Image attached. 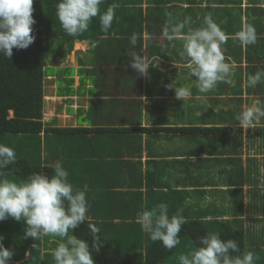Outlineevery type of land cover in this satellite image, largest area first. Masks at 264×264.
Segmentation results:
<instances>
[{
    "label": "trees",
    "instance_id": "obj_1",
    "mask_svg": "<svg viewBox=\"0 0 264 264\" xmlns=\"http://www.w3.org/2000/svg\"><path fill=\"white\" fill-rule=\"evenodd\" d=\"M58 1L59 0H34L33 17L36 20V24L33 26L32 33L35 36L34 43L24 50H18L14 48L13 55L10 59L0 55V143L14 146L17 153L16 163L14 165H9V169L14 170L16 175L12 177L26 179L33 172H38L49 176L53 175L52 167L47 166V163L51 160L49 158L45 159L43 156V152L47 150V152H50L51 155L57 154L60 156V162L69 172V181L73 184L71 174L76 169L77 163L80 160H83L85 156L94 155V149L92 148L94 141L92 139L88 140L85 136V134L88 133L87 130L78 127L60 128L45 121L44 91L45 67L47 65V60L51 55L64 58L68 54H71L74 49V42L77 40L91 43L101 41V44H98L96 48L97 57L99 55L101 57L100 63L104 68L103 74H108L111 76V79H109L104 86H107V88L110 90L115 101L111 102L106 99L103 100L102 98H98V102L92 107L93 118L100 122V126L97 127L98 134L96 139L101 145H105L106 142L102 136L120 139L121 132L129 133L130 130L137 134L144 133L148 135H153L156 133L159 134L166 131L168 134L174 133L175 135L180 134L188 136L203 135L206 137L209 133H211L217 138V143L222 145V150L225 153H228V150L231 147V135H235L242 130V127L236 126L237 123L239 125L238 118L240 117L242 111L241 96L243 94L250 95L256 93L260 94L262 96L261 99L264 101V82L257 84V86L253 88L248 86V82L245 86H242L241 78L234 87H230L229 85L231 83H229L226 90L219 89L220 93L217 94H215L213 90L208 93H200L196 86H194L195 88L193 92L198 96L199 94L202 96L217 95V97L210 100L212 104L226 102V105L228 106L227 111H220L225 115L220 116L219 114H214L211 112L215 115V117L209 119L211 113L208 114L209 123H207V126L204 127L184 125L170 127L169 125H165L162 126V128L160 126L142 128V99L138 98L136 100H131L132 97H140L142 88L144 87L141 76L131 68L133 54H142L140 41L135 39L137 44L132 48V43L130 40L117 39L115 41V38H109L114 31L116 33L117 29L119 32H127L125 29L126 25L123 23H119L118 26L116 24L112 25V27L106 33L101 30V27H99L96 31L95 37H93L94 39H90L89 37H79V39H77L78 37L71 38L66 35L64 36V30L62 29L60 22L55 15L56 4ZM108 1L109 0H104V3L102 4L104 7L101 6L102 12L107 9L106 5ZM48 16L50 17L49 27H47ZM118 18L119 16L115 11L114 21ZM56 24L59 25H57V28L60 31L57 32V28L54 29V36L57 39V43L51 41L52 25ZM137 30H141L140 13H137V16L134 18V23L129 27V32H134ZM236 34L237 33H235L234 30L231 31V35ZM58 36H61V38ZM106 40H108L107 43ZM114 42H119L120 44L115 46ZM260 42L262 43L260 49L264 51V40L261 39ZM66 43L69 44V46L64 50L63 46ZM110 68H113L114 71H111ZM125 68L127 70H125ZM255 68L256 69H252V71H250L249 75L254 74L257 71H264V67ZM154 77H157V75ZM120 78L122 80L127 79L131 81V84H129L127 87L120 85L117 83ZM155 80L158 79L155 78ZM145 88L146 95L148 97H153L156 88L150 85H146ZM217 89H215V91H217ZM227 92L232 94V99L226 100L221 98V95L226 94ZM157 94H160L161 96H168L166 88L160 89ZM99 97H105V95L102 94ZM181 102H184V104L187 105L185 117H189V115H192V113L202 108L198 102L195 103V100L188 101L184 99ZM203 102L204 101H201V103L205 105V102ZM190 104H192L191 108H189L191 106ZM122 105L124 108H121ZM114 106L117 107L115 114L113 110ZM125 108L126 116L124 117L120 115V112H122ZM230 116H232L234 121H238H229L228 118H230ZM203 117L204 116H200L199 118ZM119 119H121V121ZM213 119H215V122H212ZM197 120L198 116L195 118L196 123ZM199 124L200 123H197L196 125ZM262 129L264 130V127H262ZM30 136L38 138V142L34 143L32 149L31 145L33 144V137ZM25 144L30 153L28 151L23 153L21 150ZM51 144L57 146L56 151L54 148L51 149ZM152 144L153 143H151V146ZM261 144H264V142ZM235 146L236 144H234L232 148ZM157 149L160 148L157 147ZM153 152L155 155L156 151H152V154ZM169 154V151L165 152L161 162L154 161V168L161 166L162 172L150 170L148 172L149 176L146 175L145 180L153 181L154 179H157L158 181L162 182L164 178L169 176L168 165L165 160V157H167ZM159 155L161 154L158 153L157 157H161ZM225 159L229 162L228 164L230 166L228 168H230L231 173H233L236 167L242 166L240 160L236 158ZM202 162L203 161L201 160L198 161L199 165L201 166V170H198L197 175L195 176L198 177H194V180L197 183V186L205 188L211 186L210 176L209 174H205L206 170L204 169L206 167L201 165ZM100 167L101 168H96L99 170L101 169V171L95 176L92 175L90 171L91 169H87V174L89 175L87 178V182L89 183L87 184V187L92 190L91 193L96 197L97 203H101L102 201L104 203L108 201V205L112 208L106 213V215L109 217L113 216L112 219L125 220L122 223H125L124 225H140L136 221L137 216L131 215L130 207L133 206V201H127L125 193L117 191V188L122 189L124 186L123 172L116 171L122 170V165L116 164V170L111 168L110 175L108 172L107 174L104 172L103 165ZM224 173L225 172H222L221 174ZM201 178L202 181H200ZM252 178L253 177L251 176L249 182H251ZM135 181L139 182L138 179H135ZM233 181H236V178L229 180L227 184L230 185L233 183ZM138 186L142 185L140 184ZM231 192L234 194L237 191L233 189ZM97 194L101 195L102 201L97 199ZM161 194L162 196H170V199L173 202V208L169 209V215L171 216L175 214L177 209H180L182 210L183 216L187 220V224L182 226L181 232L179 233L180 241L183 238L189 237L192 242V246L195 248V246H200L198 240L199 237L206 236L207 232L218 233L220 234L222 240H237L241 251H252L256 257L254 264H264V201H260L258 204L259 207L262 206V213H259V209V212L257 209H253V214L251 215L253 217L256 216V218L252 219V221L257 226L252 227L250 231H248L247 229H244V224L240 217L239 219L237 216L232 217V214H230L225 208H213L212 210L209 205L197 208L198 205L194 202L193 193L187 191L184 188L179 191L172 189V191ZM204 194L205 191L203 190V195ZM87 200L90 207L92 203L91 200L93 201V199L89 197L88 194ZM233 205H235V201L233 202ZM146 208L151 209L149 205ZM124 213L127 214L128 220L123 217ZM237 214L238 212L236 215ZM87 216L88 220L86 223L80 225L79 228L74 231V234L78 238L86 240L91 247L92 237L87 227V223L94 224L100 230L98 235L100 236L102 246L99 252H96L95 250L92 251V255L96 261V264H169L171 261H175V264H180L179 257L184 254L189 255V253H184L183 250H180L181 242L174 249L168 251L163 247L162 242L152 241L150 236L143 230V236L137 241L138 245L135 242V234L134 232L132 233L130 238L133 240V247L128 249V251L131 252V255L128 254V256H125L123 252L120 251L122 243L124 244V247L128 246V244L125 245L123 242L124 233H120V238L115 236L114 233L116 232L112 228L113 223H111V221L107 218L103 219V215L97 216L93 214V218L97 217L103 221L106 220L107 224L105 227L104 224H100L99 222L97 223L94 219H92V215L90 216V214H87ZM129 217L133 218L131 219ZM228 218H234L236 220L234 223L235 226H237L239 222H242V224H239L241 228H233L228 222ZM23 226L24 228L26 227L24 224ZM21 230L23 231V228ZM248 232L252 233V239H250V241H252L253 244L256 240L259 242V245L255 246L257 248L255 249L256 252L252 250L253 247H251L250 242H247ZM255 237H260L261 239H254ZM114 238L119 240L118 244H116V242L113 240ZM58 242L59 238L57 237L41 235L39 239L35 240L34 242L31 241L30 250H24V252H21V258H19L17 261L20 264L27 262L28 259H26L25 254L29 252L31 254L29 259H35L36 257L42 258V255L44 257L40 264H54L52 250L56 247ZM232 254L236 255V253Z\"/></svg>",
    "mask_w": 264,
    "mask_h": 264
},
{
    "label": "clouds",
    "instance_id": "obj_2",
    "mask_svg": "<svg viewBox=\"0 0 264 264\" xmlns=\"http://www.w3.org/2000/svg\"><path fill=\"white\" fill-rule=\"evenodd\" d=\"M34 0H0V55L10 59L13 49H27L35 41L33 26ZM104 0H59L55 15L64 32L70 37H78L88 31L93 19L99 16L103 32H108L119 7L112 3L101 13ZM191 17L179 22H169L164 35L171 40L182 41V55L186 58L185 68L189 79L195 77L196 88L200 93H208L219 82L231 83L233 66L225 62L222 44L226 36L211 15H206L199 28H191ZM188 28L185 31V28ZM242 44L256 42L255 28L247 25L237 34ZM136 40L133 37L132 41ZM94 46V45H93ZM65 50V49H64ZM140 55L133 54L131 68L140 76L147 77L148 70L155 66ZM248 86L256 87L264 82V71L248 76ZM174 89L176 98L183 101L191 96L190 86L177 81L167 86ZM264 118V103L259 101L247 106L238 118L241 125L252 126ZM16 163L14 146L0 143V222L9 218L23 222L24 239L37 240L41 235L57 237L59 242L52 250L54 264H96L92 251L99 252L102 244L100 230L91 223L87 227L92 237V245L78 238L74 231L88 220L89 204L86 190L74 188L69 181V172L61 162L53 166V175L33 172L26 179L13 180L16 176L9 165ZM7 170V171H6ZM137 222L152 241L162 242L168 251L179 243V233L187 224L182 210L169 215L166 204L151 209L143 208L137 213ZM4 237L0 236V264H9L14 255L6 248ZM199 247L189 255L179 257L180 264H254L252 251H241L235 239L222 240L220 234L207 232L199 237ZM232 253H236L233 255Z\"/></svg>",
    "mask_w": 264,
    "mask_h": 264
},
{
    "label": "crops",
    "instance_id": "obj_3",
    "mask_svg": "<svg viewBox=\"0 0 264 264\" xmlns=\"http://www.w3.org/2000/svg\"><path fill=\"white\" fill-rule=\"evenodd\" d=\"M112 3H117L119 5V7L116 9V14L118 16L122 14V19L120 20V23L126 25L125 29L127 30V32H119L117 29L116 33L114 31L111 37L109 38L113 37V39L115 38V41L117 39L132 41L133 37H135V39H138L136 38V35L139 32H142L140 37V40H142L143 42V44L141 45L142 54H137V55L144 57L152 64H156V62H158L159 66L165 71V72H160L159 70H155L152 73L150 80L147 83H145V86L150 85L155 88H159L160 91V89H164L165 85L170 84L169 78L174 79L175 75L177 74L176 80H178L179 68L186 69L185 64L187 63V60L182 55L183 52L182 41L180 40L170 41L164 35L166 28H169L170 31V27H169L170 21L179 22L182 21L185 17H191V21H192L191 25L203 23L204 17L206 15H211L217 24L225 20L229 22L230 20L231 21L240 20L242 25L241 30L247 25L253 26L256 32V42L251 45L242 44L238 39L237 35H231V31L234 30L233 28L224 31L226 36L225 40H229L230 42L227 43L226 45L221 46L222 49L223 47L226 46V52H223V55L225 57V62L231 65L233 64L235 66V68H233L234 72L235 69H239L238 74L239 76H241V78H242V74H241L242 69L248 70L247 72L249 74L250 71H252V69H256L255 67H264L261 65L262 63H264V51L260 49L262 44L260 40L261 39L264 40V0H109L106 6L108 7ZM137 13L141 14V30L129 32V27L134 23V18L137 16ZM75 42L72 53L68 55L69 61L56 62L55 64L54 61L52 60L49 63L50 65H55V68H64L67 71L75 70L76 73L73 75L53 74L50 76H45V91H44L45 111L44 112H45V121L47 123L53 124L60 128L78 127L81 129H85L88 131V133L85 134L87 139L88 140L92 139L94 141V143L92 144V148L94 149V155L85 156L83 158V160H86L84 179L79 180L80 174L79 171L77 170V181H82L84 184H86V188L84 190L86 191L88 190L92 192V190L87 187V184H89L87 182V178L89 176L87 174V169H91L90 171L92 175L95 176L101 171V169L99 170L96 168H101L100 166L103 165L104 172H106V174L108 172L110 175V169L112 168L116 170L117 169L116 164H119L122 165V170H116V171L123 172L124 186L122 189L117 188V191L125 193L127 201L129 202L136 201L140 203L139 207H134V206L130 207L131 215L137 216L138 211L142 210V206L143 208H146L149 205L150 208H153L163 203L168 206V209L173 208V202L170 199V196H162L161 194L164 192L172 191V189L179 191L184 188L187 191L192 192L194 196V202L195 204L198 205V207H203V206L205 207L206 205H208L210 198L208 197L207 191H209L210 187L208 186L202 188L201 186H197L194 177L197 175L198 170H201V166L198 163L199 160L203 161L201 165H204L206 167L204 169L206 170L205 174H208L207 162H211L210 155L205 152H200V157H195L194 154L185 153V149H184L187 141L190 143V145H196V148H198L199 138L204 140L205 136L203 135L188 136V135H180V134L175 135L174 133L168 134L166 133V131L161 132L159 134L156 133L153 135H148L144 133L137 134L130 130L129 133L121 132L120 139L111 138V137L108 138V136H102L106 140V142L105 145H101L99 141L96 139V136L98 134L97 127L100 126V122L93 118V113H92L93 106H91L92 99L88 98V96L85 94L79 95L73 93L72 96H66L65 94L59 95L58 93L59 91H65V84L58 85V82L60 80L72 82L69 88H72L71 86H73L76 91L80 92L82 87L86 89L92 87V85L89 86L87 81H91L93 78L90 76H93L94 78L96 77L100 83L99 93L98 96L95 98V101H98L97 100L98 98H102L103 100L106 99L111 102L115 101V99H113L111 95L110 90L107 88V86H104L105 83L108 82L109 79H111V76L108 74H103L104 68L102 66L94 67V66L85 65V63H83L81 59L78 58L77 56V55L81 56L84 53L78 52L76 50H83V52H86L87 47L92 43L87 41H80L76 43ZM98 44H101V41L99 42L96 41L95 43L92 44V46L94 45L93 49H95L94 50L95 53ZM114 44L115 46H118L120 43L114 42ZM131 47L133 48V43L131 44ZM179 55L183 56L180 61L177 60ZM53 58L56 59L58 57L53 56ZM82 67L84 68V70L81 69ZM151 67L149 68L148 73L152 71ZM110 69L111 71H114L113 68ZM125 70L127 69L125 68ZM186 71L188 70L186 69ZM155 75H157V77H154ZM245 75H247V73H245ZM155 78H157L158 80H155ZM189 80L190 79L188 78V75L185 76V82H189ZM233 81L238 83L236 76L234 77ZM102 94H104L105 97H99ZM170 95H174V94L169 93L168 96ZM141 99L142 101H144L143 100L144 97H142ZM146 100L147 102H149L148 99ZM186 100L193 101L195 99H186ZM201 101H204L206 103L207 100L202 98L197 100V102L202 107ZM147 102L143 104V108H142V113H143L141 118L142 128L149 127V124L152 123L151 116L153 119L155 118V116L152 115L153 108L150 106V103ZM165 102L172 103V101H165ZM154 103H158V102L154 101ZM220 104H222L225 107L227 106L226 102H222ZM220 104L214 103L212 105L216 107L219 106ZM190 105L191 106L189 108L192 107V104ZM186 106L187 105H185L184 102H181L179 104L178 110H181L185 113ZM121 108H124V106L122 105ZM227 109L228 106L226 107V109L220 108L218 112L221 110L227 111ZM113 110L115 114L117 107L114 106ZM125 110L126 108L122 112H120L121 116L124 117L126 116ZM213 110L214 109L212 108H208L207 114H203V116L208 115L211 112L214 113ZM81 111L84 112L86 111V116L85 117L82 116V125H79L78 116L80 115ZM198 111L192 113V115H195V118H197V116L198 118L200 117V115H197ZM218 112L214 114L221 113ZM213 113H211L209 119L213 118L214 115ZM89 116H91V118H89ZM131 117H132V113H131ZM119 120L121 121V119ZM182 123H186L185 117L182 119L181 125H169V126L170 127L183 126ZM153 126H160L162 128V126L165 125H157L156 123L154 124L152 123L151 127ZM184 126H192V125L185 124ZM194 126H198V125H194ZM161 134H167L170 141H172L173 144L179 148V151L182 154H179L177 150L165 149L160 144L156 143L155 142L156 139H154V136ZM113 135H118V134H113ZM208 136L213 137L211 133H209ZM36 142H38V138H35L33 136V144L31 145V149L33 148V145ZM151 143H155V145L158 148L163 150L164 154L165 152L168 151L170 152V154L167 157H165V160L168 165L169 176L164 178L162 182L158 181L157 179H154L153 181L145 180L146 175L149 176L148 173L149 164H154V161L161 162V159L163 158V155H159L161 157H157L158 156L157 152L155 155L154 152L152 154V151L154 150L152 149ZM222 149L223 148L220 147L221 152L223 151ZM32 151L35 152L34 150ZM45 153L46 150L43 152L44 158H45ZM54 158L60 159V156L54 154ZM221 173L222 172H219L218 176ZM135 179H138L139 182H136ZM140 184L142 186H138ZM203 190L205 191L204 195H203ZM252 200H254L253 195L251 199H249V201ZM104 203L108 204V201ZM246 214H248L253 219V216L251 215L253 214V210L249 212L246 211ZM241 215L245 216L244 214ZM25 257L26 259H29L31 257V254L27 252L25 254ZM16 263L19 262L17 261Z\"/></svg>",
    "mask_w": 264,
    "mask_h": 264
},
{
    "label": "rangeland",
    "instance_id": "obj_4",
    "mask_svg": "<svg viewBox=\"0 0 264 264\" xmlns=\"http://www.w3.org/2000/svg\"><path fill=\"white\" fill-rule=\"evenodd\" d=\"M101 9H102V7H101ZM121 19H122V14L119 15V18L117 20L113 21L112 25L116 24L118 26ZM49 23H50V17L48 16L47 27H49ZM54 23H56V22H54ZM202 24L203 23H198L196 25H190V27H193V29H195V28L201 27ZM57 25L58 24L52 25V30H51V41L55 42V43H57V41H56L57 39L54 36V29L57 28ZM218 25L222 28L223 31H226V30H229L230 28H233L235 30V33H238L239 31H241V27H242L240 20H236V21L230 20V22L225 20L223 22H220ZM99 27H100L99 16H97L96 18L93 19L92 23L89 26L88 31H86L82 35L78 36L77 39H79V37H86V38L89 37L90 39H94L93 37H95L96 31ZM185 30H188V28L186 27ZM58 31L59 30L57 28V32ZM141 34H142V32H139L136 35V38H138V40L140 41V45L143 44L142 40H140ZM63 35L68 36L65 32L63 33ZM58 37L61 38V36H58ZM68 37H70V36H68ZM71 38H74V37H71ZM232 39H235V38H232ZM76 42H80V41L77 40ZM107 42H108V40H106V43ZM229 42H230L229 40H225V42L222 45H226ZM92 44H90L91 46L89 45L87 47L86 52H83V50H76L78 52L84 53L81 56H79V55H77V56H78V58L81 59V61L83 63H85V65L94 66V67L102 66V64L100 63L101 57H100V55L97 57V54L94 52L95 49H93L94 46H92ZM136 44H137V42H135V44H133V46L135 47ZM68 46H69V44L66 43L63 46V49L68 48ZM228 48H230V47H228ZM232 48H233V46H232ZM222 52H226V46L223 47ZM115 54H116V52H115ZM68 55L64 58L58 57L56 59H54L53 56L51 55L48 58L47 65L45 67V76H50L53 74L54 75L55 74H60V75H64V74L65 75H70V74L73 75V74H75L76 73L75 70L67 71L64 68H55V65L49 64L52 60L54 61L55 64H56V62L69 61ZM182 57L183 56L179 55L177 60L180 61L182 59ZM261 65L264 66V63H262ZM178 67H180V66H178ZM233 68H235L234 65H233ZM81 69L84 70L83 67ZM151 69H152V71L148 73L147 77L141 76L142 81H143V85H144V87L142 88L141 96L140 97H132L131 100H136L138 98L144 97V99H143L144 101H142L143 104L145 102H147L146 99L149 100V102H147V103H150V106L153 108L152 115L155 116L154 119L151 116V121L153 124L156 123L157 125H181V121L186 116V114L184 116L182 111L178 110V107H179V104L181 103V100H178L176 98V94H175L174 89H169L167 87L168 85H165V87H164L167 89L168 94L169 93L174 94V98H173V96H160V94H157V92H159V88H156V90L154 91L155 94H157V95H154L153 97L146 96L145 83H147L150 80L152 73L155 70H159L160 72H165L159 66L158 62H156V65L152 66ZM238 70L239 69H235V72L233 71V73H232L231 84L229 85L230 87H234L237 84V82L233 81L235 76H236V79L238 82H239V79L241 78V76H239V74H238ZM247 71L248 70H245V69H242V71H241L242 86H245L247 84L248 76H249ZM176 73H177V71H176ZM245 73H247V75H245ZM176 75H175L174 79L169 78V82L171 84L174 81H178L177 82L178 84L182 83L185 86H190L192 94L190 97H188L186 99H195L196 100L198 98L197 100H199L200 98H202V99L207 100L205 105H203L201 103L202 109L197 112V115L203 116V114H207L208 108L214 109L213 110L214 113H217L220 108L226 109L227 106L225 107L222 104H220L219 106L215 107L212 105V102H210V100L217 97V95L202 96L201 94H199V96H198L197 94H194L193 90L195 88L194 86H196V81H195L196 78L193 77V79H190L189 82H185V76H187L186 69L179 68L178 80H176ZM90 77H92L93 79L91 81H87V83L89 84V86L92 85V87H89L88 89L82 87L80 92L76 91L73 86H71L72 88H69L70 85L72 84V82L60 80L58 82V85L65 84V91H59L58 92L59 95L65 94L66 96H72L73 93L79 94V95L85 94L88 96V98L92 99V105L91 106H95L96 103L98 102V101H95V98L98 96L100 83L96 77L95 78L93 76H90ZM117 83H119L120 85H122L124 87H127L129 84H131V81H129L127 79L122 80L120 78L117 81ZM228 84L229 83H227V82H219L217 84V86L215 87L216 89L218 88L217 91H215V89H213V91L215 92V94L220 93L219 89L226 90ZM232 97L233 96L230 92L221 95V98L226 99V100H230V99H232ZM124 98H126V97H124ZM261 98H262V96L260 94H256V93L250 94V95L243 94L241 96V100H242V103H241L242 111H241V113L243 112V110L247 106H250L251 104H253L256 101L264 103V101ZM197 100H196V103H197ZM154 101H157L158 103H154ZM165 101H172V103H166ZM222 111H225V110H222ZM70 112H72V111H70ZM238 114H239V112H238ZM219 115L223 116L225 114H222V112H221ZM82 116L83 117L86 116V111L85 112L81 111L80 115L78 116L79 125H82ZM214 117H215V115H213V118ZM89 118H91V116H89ZM228 119H229V121H233V122L238 121V120L234 121L232 116H230V118H228ZM146 120H147V117H146ZM185 120H186V123H182V125L187 124V125L194 126L197 123H200L198 125V127H204V126H207V123H209L208 115H205L203 118H198L197 123L195 122V115H189V117H185ZM212 122H215V119H213ZM152 123L149 124V127L152 126ZM236 126L242 127V130L235 135H231V139H232L230 141L231 147L228 150V153H225L224 151H222V152L220 151V147L222 145L217 143V138L215 136L205 137L203 141L201 138H199L198 148H196V145H190V143L187 141L184 149H185V153L194 154L195 157H200V152H205L207 154H210L211 162H207L208 174L210 176V185H211V186H209L210 187L209 191H207L208 197L210 198L208 205L211 207L212 210H213V208H217V209H224L225 208L230 214H232L231 215L232 217L237 216L238 219H239V217L241 219V214L245 215L246 211L249 212L253 209L254 210L259 209L260 212H259V210H258V212L262 213V206L259 207L258 204L260 201H264V197H262V196H264V144H261L262 142H264V136H263L264 130L262 129V127H264V118H261L258 122L254 121L252 126H243V125H241L240 121H239V125L237 123ZM30 137H33V136H30ZM160 137H161V139H160ZM154 139H156L155 140L156 143L160 144L165 149L177 150L179 152V154H182V153H180L179 148L176 145H174L172 141H170L167 134L156 135V136H154ZM234 144H236V146L232 148V146ZM152 146H153L154 151L157 152V154L158 153L161 155L164 154L162 149H159V151H158L155 143H153ZM52 148H54L56 151L57 146L54 144H51V149ZM21 150L23 151V153H25L26 151H28L30 153V151L26 147V144L22 147ZM49 150H50V148H49ZM16 156H17V153H16ZM46 158H49L51 160L50 162L47 163V166H49V167H52L56 162H60V160H61V158L60 159L54 158V155H51V153L47 152V150L45 153V159ZM225 158H232V159L236 158V159L240 160L242 166L236 167L234 169L233 173H231L230 168H228L230 166V165L228 166L229 162ZM158 160H160V159H158ZM85 164H86V160L79 161L77 163L76 169L71 174V179L73 180V185L75 186L76 189L84 190L86 188V184H84L82 181H77V170L79 171V174H80L79 180H82L85 178ZM153 166H155V165L149 164L148 171L153 170V171L162 172L161 166H159L158 168H154ZM219 172H225V173L220 174L218 176ZM251 176L253 178H252L251 182H249V180L251 179ZM233 178H236V181H233L232 184L228 185L227 184L228 181L233 179ZM10 179L19 180L20 178L12 177ZM200 181H202V178L200 179ZM214 185H216V186H214ZM233 189L237 191L234 194H232V192H231V190H233ZM94 192H95V190H94ZM86 193L88 194L89 197H91L93 199V201L91 200L92 203L88 209L87 214L88 215L90 214V216L92 215V219H94L97 223L99 222L100 224L101 223L104 224V227L107 224L106 220L103 221L100 218L98 219L97 217L93 218V214H95L97 216L103 215V217H102L103 219L107 218L108 220H110L111 223H113L112 228L116 232V233H114V235L117 236L118 238H120V233L121 234L124 233L123 234L124 235L123 242L125 243V245L128 244V246L124 247V244L122 243L120 251L123 252V254L125 256H128V254L131 255L130 254L131 252H129L128 249L133 247L132 246L133 240L130 237H131L132 233L134 232L135 238H136L135 242L138 245L137 241L143 236V229H142L141 225H137V224H134V225L132 224L131 226L124 225L125 223L124 224H122V223L125 220L112 219L113 216L109 217L106 215V213L108 211H110L112 207L109 206L108 204L103 203V202L97 203L96 197L90 191L87 190ZM252 195H253L254 200L249 201V199H251ZM97 199L102 201L101 195L97 194ZM232 199H234V200H232ZM219 200L221 201L222 205H221ZM234 201H235V205H233ZM247 201H249V202H247ZM133 206L139 207L140 203L133 201ZM237 212H238V214L236 215ZM91 213H93V214H91ZM123 217H125V219L128 218L126 213L123 214ZM129 218L132 219L133 217H129ZM255 218H256V216L253 217V219H255ZM241 220L244 224L245 230L247 229L248 231H250V229L252 227L257 226L253 223L252 218L248 214H246L245 216H242ZM228 222L230 223V225L233 228H241V226L239 224H242V222H239L237 224V226H235L234 223L236 222V220L234 218L228 219ZM22 228H23V231L21 230ZM13 229H14V231H13ZM263 234H264V232H263ZM263 234H262V236H263ZM0 236L4 237V240H3L4 246L6 248L11 249L14 253V255L12 256V258L9 261V263H11V264H15L17 262V260L19 258H21V256H20L21 252H24V250L29 251L31 241H33V242L35 241V240H31L32 238L24 239L23 222H16L15 220H13L11 218L0 223ZM127 238H128V240H127ZM250 239H252V233L248 232L247 242H250L251 247H253L252 250L256 252L255 249H257V248L255 246L259 245V242L256 240L253 244V242L250 241ZM254 239H261V238L255 237ZM254 239H253V241H254ZM113 240L116 242V244H118L119 240L117 238H114ZM180 242H181L180 250H183L184 253H189V256H190L191 252L194 250V247L191 244L192 242H191L190 238L189 237L183 238V239H181ZM184 255H186V254H184ZM41 257L42 258L36 257L35 259L34 258L28 259V261L25 262L24 264H40V262H41V260H43L44 256L41 255ZM16 264H20V263H16ZM169 264H175V261H171Z\"/></svg>",
    "mask_w": 264,
    "mask_h": 264
}]
</instances>
